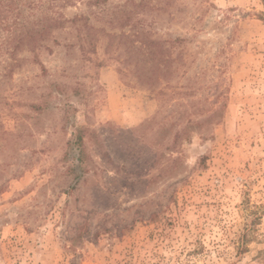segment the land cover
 Instances as JSON below:
<instances>
[{"label":"rangeland","instance_id":"374dc122","mask_svg":"<svg viewBox=\"0 0 264 264\" xmlns=\"http://www.w3.org/2000/svg\"><path fill=\"white\" fill-rule=\"evenodd\" d=\"M59 11L0 29V264H264V0Z\"/></svg>","mask_w":264,"mask_h":264},{"label":"trees","instance_id":"16d2710c","mask_svg":"<svg viewBox=\"0 0 264 264\" xmlns=\"http://www.w3.org/2000/svg\"><path fill=\"white\" fill-rule=\"evenodd\" d=\"M87 1L98 4L105 0ZM74 2L76 0H0V29L9 32V42L14 46L26 44L32 47L38 39H45L52 28L60 26L63 13L59 9ZM73 143L79 153L74 167L80 169V155L83 154L80 134L76 135ZM78 177L75 175L74 183Z\"/></svg>","mask_w":264,"mask_h":264}]
</instances>
